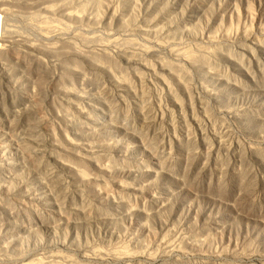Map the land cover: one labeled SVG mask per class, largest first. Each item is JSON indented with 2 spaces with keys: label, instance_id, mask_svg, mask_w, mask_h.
<instances>
[{
  "label": "rangeland",
  "instance_id": "obj_1",
  "mask_svg": "<svg viewBox=\"0 0 264 264\" xmlns=\"http://www.w3.org/2000/svg\"><path fill=\"white\" fill-rule=\"evenodd\" d=\"M49 3L53 23L15 7L0 27L34 42L51 32V46L87 53L105 47L111 74L83 61L64 85L83 100L68 108L59 81L7 65L24 85L30 74L40 97L37 127L0 78V144L12 163L0 175L11 188L0 264H264V0ZM72 142L75 156L63 150Z\"/></svg>",
  "mask_w": 264,
  "mask_h": 264
},
{
  "label": "bare ground",
  "instance_id": "obj_2",
  "mask_svg": "<svg viewBox=\"0 0 264 264\" xmlns=\"http://www.w3.org/2000/svg\"><path fill=\"white\" fill-rule=\"evenodd\" d=\"M49 1L50 0H48V1L47 0H0V13L3 16H7V15L9 16V14L11 15V13L14 14L16 12H19V9H16L15 7H21L20 9H24V8L30 9L32 11L34 10V13L36 15L35 16L36 19H39V21L40 20H43L44 22L46 21L45 25H47L48 21L51 22V20H52L51 14L54 15V12H55L54 9L56 7V6H51ZM58 1H60V0H58ZM60 3H63V1ZM60 3H59V5H60ZM51 4L53 5V3H51ZM60 6H58L57 8H59ZM64 6H66V5L62 4L61 7H64ZM60 10H62L63 15L67 16L69 19H71V21L81 20L80 16L75 15L73 13H68V12H66V10L64 8L59 9V11ZM17 14H19V13H17ZM33 18H34V16H33ZM50 22H48V24H50ZM53 22H51V23H53ZM45 25H44V23H41L42 27H46ZM38 26L41 27L40 24ZM52 26H53V24H52ZM0 28H1V32H0V78L2 79V82L4 84V90H6L7 93L11 94L10 97H12V95H13V99L14 100L16 99L15 100L16 102H18L20 104H25V107L22 109L21 115L23 117H26V118L27 117L30 118L29 116H31L32 122H34L35 124H36V122H35L36 119H33V116L38 118L37 115L39 112V111L37 112V109H38L37 107H39V106H36V105H38L36 103V98H37V96L40 97V95H39V93L38 94L36 93L37 95L35 98V96H33L34 91H33V93H31L32 91L29 92L30 85L33 84V79L28 78V77H30L29 76L30 74L29 75L27 74L28 77L26 76L27 78L25 80L27 82V85H24V84H22V82L19 81V79L17 80V78L15 79V77H13L14 75L12 73L13 72L12 70L18 71L19 69H24V71L21 70L22 73L23 72L27 73L28 70L26 71V69L29 65L30 71H31V69L39 70V72L41 70V72L44 74V75L42 74L43 76L39 75L40 76L39 80H41V79L43 80L44 78L45 79L48 78V79H50L49 81H51V79L55 80V81L56 80L59 81L60 84H63V85L56 86V83L55 84L52 82L51 83L53 84V86L54 85L56 86V88L55 89L53 88V89L55 90V92H57L59 94L62 105L64 107H68V108L78 107L79 105L76 101L83 100V95H80L79 93L72 91L73 89L71 90V87H69V86H67V87L64 86L65 82L66 83L71 82V79H73L72 77L81 74L80 65L83 61H85L91 67V69L102 70V71L105 70L111 74L110 71H111V65H112V61H111L112 56H111V53L105 47H98V48L96 47L97 49H95L93 47L94 50L92 48H90V50H91L90 53H87L84 51H78L79 49H77L75 47H74L75 49H72V47H71L72 45L69 46V48L64 47V46L61 48L60 46H58L61 48V49H58V47L56 45H54L55 43L54 44L52 43V44L54 46H56L57 48L50 45V43L52 41H51L50 36L48 34H50L51 32L50 33L47 32V34H46L45 31H43V30L40 31L38 34L39 39L37 40V42H34L32 40L26 39L23 36H20L15 29H8V28H6L5 25L1 26ZM65 28H66V26H65ZM67 28H68V26H67ZM49 29H50V27H49ZM59 29H61V28H59ZM45 30H47V29H45ZM62 39L63 38L60 36V40H62ZM56 44H58V42ZM17 46H20V49L17 48ZM65 46H67V45H65ZM89 46H92V45H89ZM43 56L46 57L47 59L48 58H51V59L56 58L55 64L57 61H59L58 65H59V68L61 69V72L59 74L54 72L51 68V65L50 64H49L50 66L48 65V63L43 58ZM61 59L63 60L62 62H61ZM52 61L54 62V60H51V62ZM127 62H128V64L133 65V66L143 65V64L139 63L140 61L133 59V58H129L127 60ZM7 65H11V67H12L11 71L9 70L11 67L9 66L10 68H8ZM145 66H146V64H145ZM146 68H147V66H146ZM36 78H37V76H36ZM55 81H53V82H55ZM41 82H42L41 84H43L44 80ZM64 107H62V109ZM64 111L67 112V109H64ZM64 111L59 109L56 112V117L59 120V122L61 123V126L64 125V126L69 127V125H67L66 121H65V117H66L65 114L66 113ZM40 119H37V120L40 121ZM32 122H30V123H32ZM34 123H33V125H34ZM42 123H44V122H42ZM40 124H41V121H40ZM35 126L38 127V124H36ZM48 133L50 134V136L52 138L51 139L52 143L57 145L56 143H57L58 138H55L57 136H56L54 128L52 127V129H50V130L48 128ZM78 134L81 135L80 133H78ZM58 143H60L59 140H58ZM72 143H73V144H71L73 146L72 152L69 150H66L65 148H63V150L65 152H67L69 154H73L75 156V152L78 151L79 149H82V147H81V144L79 142H77V143L72 142ZM52 158L55 161L58 160V158L56 156H52ZM63 165L68 166L69 169L72 170L76 176H79L80 174L83 173L82 170H80L79 168H77L73 165H69V164H63ZM11 169H12V163L6 158L5 148L3 147V145L0 144V175H5V174L10 173ZM10 192H11V188L9 186L0 185V201L2 200V202H3L4 200L9 199ZM3 204H4V202H3ZM0 205H2V204L0 203ZM23 206L25 209H28L27 204H24ZM24 264H37V263H24Z\"/></svg>",
  "mask_w": 264,
  "mask_h": 264
}]
</instances>
